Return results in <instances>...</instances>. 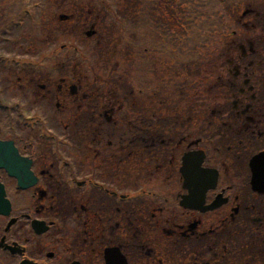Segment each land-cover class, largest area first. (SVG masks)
Here are the masks:
<instances>
[{"label":"flooded vegetation","instance_id":"obj_1","mask_svg":"<svg viewBox=\"0 0 264 264\" xmlns=\"http://www.w3.org/2000/svg\"><path fill=\"white\" fill-rule=\"evenodd\" d=\"M249 47L223 53L206 98L180 50H128L110 82L86 80L68 50L33 55V116L0 98V264H264V159L256 191L250 169L264 153V48ZM199 153L218 171L213 210L180 207L184 158L197 167Z\"/></svg>","mask_w":264,"mask_h":264},{"label":"rangeland","instance_id":"obj_2","mask_svg":"<svg viewBox=\"0 0 264 264\" xmlns=\"http://www.w3.org/2000/svg\"><path fill=\"white\" fill-rule=\"evenodd\" d=\"M216 1L211 0V3H215ZM240 1L242 3L241 8L238 11V17H241L243 15L245 9L247 8V5L252 0ZM1 2L2 1H0V24L2 22L3 24L0 25V28L3 25L5 26L7 23H9L12 17L17 14V12H19L22 6H30L35 2H41L43 3L44 9L41 8L40 3L39 8H33V23L30 21L31 11L27 15V19L26 16L23 18L26 19L25 24H22L21 29L12 32L10 43L0 46V55H7L8 57L21 59V61H31L33 60L34 55L36 56L34 59L38 61L39 58L46 55L49 51L60 48V46L62 45H71L75 47L78 46L82 51L86 52L89 58L92 57L93 53L97 50L99 52L97 66L102 69V76H104L105 78H108L110 76L113 62L119 58L118 56H112L114 50H123V48L125 47L122 46V43L119 42V39L116 40V36L113 37L115 41L112 40L113 38L111 36V33L114 30L109 27L106 28V25L108 26V23L98 21L97 15H88L87 13H85V11L88 10L96 11L98 12V14L101 13V19H105L107 21L109 20L107 19L106 15L102 13V11L111 9V6L114 10V13L115 11L119 12L117 9L118 7H121L122 11H124L125 9L129 10L130 17L135 14L139 16L142 15V5L139 3L136 8V3H138V0H69L68 7H66V4L63 3V0H16L14 4H11L9 0H4V3L2 2V7ZM100 3L103 4L101 5ZM168 3L169 2H167V4ZM75 5L78 6V8H81L80 13L74 12ZM82 8L85 10L84 12ZM177 9H179V11ZM177 9L175 12L179 19H176L177 21H172L175 16L174 18L171 17V21L169 23H174V25L179 27L178 23H181L182 21L186 22V20L181 19L182 15L180 13L179 6L177 7ZM131 12L133 13V15H131ZM70 13L75 14V19L68 21V23H61L60 17L62 15H70ZM119 15L121 16L120 13ZM124 16L125 15L123 13L122 17ZM111 18H113V15H110V19ZM85 21L88 25L92 23L97 24L96 30L98 32V36L95 39H87L86 34L87 31L90 30V27H86ZM113 24L115 23L113 22ZM67 29L69 30L68 34H66ZM238 29H242V27H240L238 24H235L232 30L238 31ZM177 34L185 35L184 41H186V46L189 47V41H192V39L189 38L191 34L189 27L186 25L185 27H182L181 25L180 29L175 30L174 35ZM259 36L264 37V31H252L251 35L248 38L253 39L258 38ZM128 38L130 39L129 36ZM106 39L109 41H107ZM94 64L95 62L92 65ZM94 66L97 71L98 68L96 67V65ZM211 70L212 69L198 70V78H205L204 72ZM32 76L33 73L31 71H14V73H6L4 76H2V74L0 73V78L4 80V83L2 84L4 93L0 96V98L3 101L7 102L9 106L16 103L20 104L21 106L26 105L27 116H33V82L31 81ZM204 94L205 90L203 91L202 95ZM53 123H55V120L51 121V124ZM135 186L136 185H134V188ZM150 188H158V185L155 183H150Z\"/></svg>","mask_w":264,"mask_h":264},{"label":"water","instance_id":"obj_3","mask_svg":"<svg viewBox=\"0 0 264 264\" xmlns=\"http://www.w3.org/2000/svg\"><path fill=\"white\" fill-rule=\"evenodd\" d=\"M4 144H0V147H2ZM264 155L257 156L253 162H252V168L253 170L257 169V164L260 161V159ZM195 160H191V157H187L185 159L184 168L182 169V173H184L186 178L185 187L190 188L192 192V196H195L192 200L194 201L193 204L199 205L203 203V197L205 192L210 188L211 182L213 181L211 179L212 171L203 170L201 168V164L198 163L197 167L194 165ZM197 177V180H196ZM253 183L256 182L253 181Z\"/></svg>","mask_w":264,"mask_h":264},{"label":"trees","instance_id":"obj_4","mask_svg":"<svg viewBox=\"0 0 264 264\" xmlns=\"http://www.w3.org/2000/svg\"><path fill=\"white\" fill-rule=\"evenodd\" d=\"M227 2H228V4H227V8H230V9H236V10H237V8L240 6V1H239V0H228ZM186 3H188V4L200 3V0H189V2H187L186 0H182V5H184V4H186ZM206 4H207V3H202V2H201V5L204 6V7L206 6ZM219 7H221V2L215 3V4H214V7H213V12L217 11V9H218ZM198 9H200V8L198 7ZM124 12H125V10L122 11L121 14L123 15ZM214 18H215V21H216L217 19L222 20V19H220L219 16L216 15V14L214 15ZM217 24H218V23H217ZM218 26H219L220 28L226 29V28L230 27V24H229L228 22H223L222 24H218Z\"/></svg>","mask_w":264,"mask_h":264}]
</instances>
